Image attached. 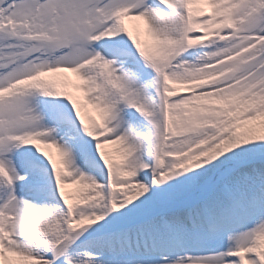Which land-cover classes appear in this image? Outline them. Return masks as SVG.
Returning a JSON list of instances; mask_svg holds the SVG:
<instances>
[{
    "label": "snow or ice",
    "instance_id": "snow-or-ice-1",
    "mask_svg": "<svg viewBox=\"0 0 264 264\" xmlns=\"http://www.w3.org/2000/svg\"><path fill=\"white\" fill-rule=\"evenodd\" d=\"M0 264H264V0H0Z\"/></svg>",
    "mask_w": 264,
    "mask_h": 264
},
{
    "label": "rangeland",
    "instance_id": "rangeland-1",
    "mask_svg": "<svg viewBox=\"0 0 264 264\" xmlns=\"http://www.w3.org/2000/svg\"><path fill=\"white\" fill-rule=\"evenodd\" d=\"M77 95H80L79 93H77Z\"/></svg>",
    "mask_w": 264,
    "mask_h": 264
}]
</instances>
